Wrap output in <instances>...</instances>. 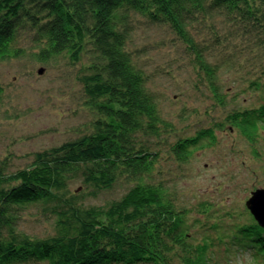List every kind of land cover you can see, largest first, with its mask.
<instances>
[{
    "label": "trees",
    "instance_id": "1",
    "mask_svg": "<svg viewBox=\"0 0 264 264\" xmlns=\"http://www.w3.org/2000/svg\"><path fill=\"white\" fill-rule=\"evenodd\" d=\"M143 25L174 35L222 117L179 129L164 115L134 49ZM23 36L40 62L65 54L80 64L92 121L26 167L0 159V264H234L244 252L264 263V230L249 211L188 205L159 168L190 165L225 131L264 165V0H0V62L25 55ZM118 185L119 198L86 202ZM32 208L55 219L54 235L19 228Z\"/></svg>",
    "mask_w": 264,
    "mask_h": 264
},
{
    "label": "rangeland",
    "instance_id": "2",
    "mask_svg": "<svg viewBox=\"0 0 264 264\" xmlns=\"http://www.w3.org/2000/svg\"><path fill=\"white\" fill-rule=\"evenodd\" d=\"M134 37V49L139 50L142 65L151 76V90L176 127L189 123L204 126L208 118L222 117L220 112H212L211 99L195 87L193 67L174 35L161 26L143 25ZM20 46L25 50L23 57L0 62V159L9 161L14 169L26 167L35 152L76 139L92 121L78 81L80 64L72 65L65 54L40 62L26 36ZM183 109L188 115L184 124L179 118ZM195 130L191 128V132ZM219 136L220 145L198 153L190 165L163 162L159 168L188 205L208 200L226 212L249 211L246 202L251 193L264 188V165L254 159L239 134L225 131ZM262 149L264 153V145ZM80 185L73 189L80 191ZM124 191V185H118L86 202L105 205ZM19 228L31 237L46 238L55 234L56 222L51 215L32 208L19 221ZM193 229L200 238L203 230ZM235 256L234 264H264L248 252Z\"/></svg>",
    "mask_w": 264,
    "mask_h": 264
},
{
    "label": "water",
    "instance_id": "3",
    "mask_svg": "<svg viewBox=\"0 0 264 264\" xmlns=\"http://www.w3.org/2000/svg\"><path fill=\"white\" fill-rule=\"evenodd\" d=\"M246 207L258 226L264 230V188H258L251 193Z\"/></svg>",
    "mask_w": 264,
    "mask_h": 264
}]
</instances>
